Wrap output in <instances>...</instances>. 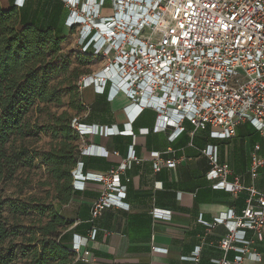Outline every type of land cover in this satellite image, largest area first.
Here are the masks:
<instances>
[{
  "label": "built area",
  "instance_id": "1",
  "mask_svg": "<svg viewBox=\"0 0 264 264\" xmlns=\"http://www.w3.org/2000/svg\"><path fill=\"white\" fill-rule=\"evenodd\" d=\"M27 0H12L17 9ZM67 15L64 21L74 37L77 52L95 61L99 68L79 78V91L93 87L103 94L105 89L124 93L130 101L126 107L132 124L144 109L157 115L152 131L173 129L171 140L184 131L189 122L195 131L209 129L210 137L229 140L237 127L249 123L264 132V0H60ZM112 98V99H113ZM72 127L80 135L84 131L105 136H133V131L98 126L81 129L77 118ZM140 133L148 134L142 129ZM259 146L251 153L249 185L239 176L228 180L231 170L220 163L217 146L201 151L211 165L207 180L234 195L245 191L248 204L240 215L233 210L216 218L214 227L222 224L227 234L219 241L222 257L215 264H242L247 257L260 261L249 252L253 238H264V191L254 180L264 167ZM153 170L173 169L176 160H162L152 153ZM130 148L127 157L106 174L87 175L86 179L103 185L91 206V217L109 208L128 209L121 199L126 187L120 175L133 163H139ZM77 168H82L78 163ZM73 187L82 189V174L72 172ZM170 216V212L153 210L154 217ZM96 230L91 231L93 239ZM251 234L252 238L247 236ZM76 254L86 242L73 237ZM155 250V249H154ZM200 248H196L198 256ZM229 252L237 253L229 260Z\"/></svg>",
  "mask_w": 264,
  "mask_h": 264
},
{
  "label": "crops",
  "instance_id": "2",
  "mask_svg": "<svg viewBox=\"0 0 264 264\" xmlns=\"http://www.w3.org/2000/svg\"><path fill=\"white\" fill-rule=\"evenodd\" d=\"M88 88H92L96 101L109 115L91 116L92 104H85L80 97L83 110L77 121L83 126L81 129L98 126L122 132L131 128L134 135L105 136L86 130L79 137L78 163L82 168L74 170L83 175V188L73 187V196L66 205L54 204L58 214L71 222L62 232L63 244L71 247L75 235L86 240L72 264H215L213 261L222 257L218 243L227 230L222 224L209 227L202 222L213 223L229 210L240 215L249 195L245 191L234 195L218 188L217 180H207L211 165L201 151L217 146L219 162L228 164L231 170L228 180L239 176L244 185H249L250 158L255 146L260 147L258 154L264 158V132L245 122L237 127L233 138L216 140L210 137L209 129L195 131L189 122H184V131L171 140L173 129L152 131L157 122L153 110L144 109L130 124L126 111L130 103L124 93L118 92L113 98L112 89L106 88L100 94L93 87ZM142 129L149 133H140ZM130 148L141 160L120 175L126 187L121 200L128 209L109 208L92 218L91 206L103 185L85 176L106 174L127 157ZM155 152L162 160H176V167L155 172L151 158ZM254 185L264 191V167ZM153 210L169 211L170 216L154 217ZM93 229L96 234L92 239ZM247 237L252 238L251 234ZM251 240L249 252L256 253L260 261L247 257L242 264H264V238ZM196 248H200L198 256ZM236 254L229 252L227 257L233 260Z\"/></svg>",
  "mask_w": 264,
  "mask_h": 264
},
{
  "label": "trees",
  "instance_id": "3",
  "mask_svg": "<svg viewBox=\"0 0 264 264\" xmlns=\"http://www.w3.org/2000/svg\"><path fill=\"white\" fill-rule=\"evenodd\" d=\"M28 4L27 0L21 9L13 3L6 9L0 4V185L12 178L22 159L25 164L38 159L53 182V201L66 205L74 193L72 172L79 155L80 136L72 127L73 120L83 110L81 100H77L80 99L78 86L69 92V108L75 113L64 111L42 129L57 140L53 147L30 155L26 148L13 153L6 148L11 139L31 134L26 117L34 104L61 103V93L52 81L67 71L65 62L55 63L64 37L51 25L52 10L46 15L47 10L43 9V21L29 24L24 17ZM54 6L63 9L60 0ZM66 15L67 12L62 21L64 27ZM78 59L82 63L92 61L82 54ZM79 74L73 73L72 77L77 78ZM4 207L9 209L8 216H4ZM31 211L38 216L35 230L20 224V216ZM70 224L52 204L33 199L6 201L0 195V264H17L18 255L29 257L26 264H72L75 258L72 246L66 247L61 239ZM18 237L21 242L16 244L14 239Z\"/></svg>",
  "mask_w": 264,
  "mask_h": 264
},
{
  "label": "rangeland",
  "instance_id": "4",
  "mask_svg": "<svg viewBox=\"0 0 264 264\" xmlns=\"http://www.w3.org/2000/svg\"><path fill=\"white\" fill-rule=\"evenodd\" d=\"M57 2L58 0H30L24 17H26V23L39 24L43 21V9L47 10L46 15L48 14V10L51 9V25L58 31L60 36L64 37L61 43V51L58 53L55 63L59 65L61 62H65L67 64V71L59 73L52 81V85L61 93V103L34 104L29 109L26 117V123L31 134L24 138L17 137L11 139L6 146L10 153L20 148H26L30 155L33 151L44 152L53 147L57 140L42 129L52 121L54 116L64 111L71 115L75 113V111L69 108V92L77 86L80 77L99 68V64L96 65L95 61L87 63L79 61L78 57L80 54L77 52V47H75L74 37L70 29L64 27L62 24L65 11L62 8L54 6ZM0 4L6 9L11 6L12 0H0ZM73 73H80V77H77L78 80L72 77ZM80 97L85 104H92L91 116L105 117L109 115V111L107 109L103 110L99 102L96 101L92 88L83 89ZM77 100L80 102V99ZM80 114L82 115V112ZM23 161L22 159V162L19 163L18 169L13 173L12 178L0 185L1 198L6 201L26 200L27 202L33 199L45 205L52 204L54 206L56 204L53 201L54 185L49 178L46 167L38 159H34L30 164H25ZM8 214V207H4V216H8ZM42 220L45 221L44 217ZM20 224L26 229L35 230L38 227L37 214L31 211L25 215H21ZM20 242L21 237L14 239V243L16 244ZM28 258V256L23 257L18 255L17 264L28 263Z\"/></svg>",
  "mask_w": 264,
  "mask_h": 264
}]
</instances>
